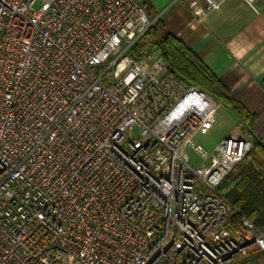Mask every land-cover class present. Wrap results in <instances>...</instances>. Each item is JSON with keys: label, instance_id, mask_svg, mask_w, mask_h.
<instances>
[{"label": "built area", "instance_id": "obj_1", "mask_svg": "<svg viewBox=\"0 0 264 264\" xmlns=\"http://www.w3.org/2000/svg\"><path fill=\"white\" fill-rule=\"evenodd\" d=\"M36 1L0 0V264H227L264 251L220 188L253 140L195 142L221 103L158 50L135 58L158 18L146 0ZM225 1L189 5L205 22Z\"/></svg>", "mask_w": 264, "mask_h": 264}, {"label": "crops", "instance_id": "obj_2", "mask_svg": "<svg viewBox=\"0 0 264 264\" xmlns=\"http://www.w3.org/2000/svg\"><path fill=\"white\" fill-rule=\"evenodd\" d=\"M192 1L171 0L168 14L149 13L162 17L232 95L247 110L258 113L254 133L264 140V0H257L255 8L245 0H226L205 22L193 15Z\"/></svg>", "mask_w": 264, "mask_h": 264}, {"label": "trees", "instance_id": "obj_3", "mask_svg": "<svg viewBox=\"0 0 264 264\" xmlns=\"http://www.w3.org/2000/svg\"><path fill=\"white\" fill-rule=\"evenodd\" d=\"M154 17V15H152ZM158 50L170 71L211 94L216 101L233 109L243 123V133L253 140L251 151L225 178L220 188L237 209L235 218L248 217L264 232V140L254 133L258 113H252L236 99L203 59L174 35L162 17L132 47L137 60Z\"/></svg>", "mask_w": 264, "mask_h": 264}, {"label": "rangeland", "instance_id": "obj_4", "mask_svg": "<svg viewBox=\"0 0 264 264\" xmlns=\"http://www.w3.org/2000/svg\"><path fill=\"white\" fill-rule=\"evenodd\" d=\"M171 0H146V8L148 12H159L165 14L169 7L168 3ZM42 1L35 2L34 7L39 8ZM168 14V12L166 13ZM243 123L239 117L232 110L226 106L220 105L211 122L201 128L195 135V142L204 145L208 151L215 150L222 138L232 134H243ZM140 135V127L136 125L133 130V136ZM185 158L193 165H201L205 160L198 155L194 148L190 145L184 151ZM227 264H264V251H259L255 248L251 249L247 254L237 257Z\"/></svg>", "mask_w": 264, "mask_h": 264}]
</instances>
